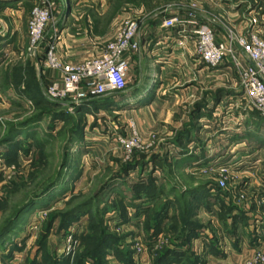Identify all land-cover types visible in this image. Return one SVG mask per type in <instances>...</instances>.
<instances>
[{"label": "rangeland", "instance_id": "374dc122", "mask_svg": "<svg viewBox=\"0 0 264 264\" xmlns=\"http://www.w3.org/2000/svg\"><path fill=\"white\" fill-rule=\"evenodd\" d=\"M49 1L52 8L58 2ZM25 3L12 14L0 12L6 25L19 23L12 37L11 29H0V264H160L168 251L179 264H264V117L251 108L228 58L211 67L191 56V69L220 71L195 78L206 89L199 101L205 119L193 125V137L179 140L172 119L184 111L169 101L124 109L125 93L80 104L48 100L42 51L53 37H45L36 58L29 55L28 23L41 0ZM166 5L184 6L188 16L204 10L215 40L237 55V40L250 32L264 41V0H127L125 10L108 13L102 50L124 21L139 22ZM218 93L225 98L213 106ZM134 134L127 152L121 139ZM149 178L162 194L147 201L135 187ZM166 201L154 235L156 210Z\"/></svg>", "mask_w": 264, "mask_h": 264}, {"label": "crops", "instance_id": "0c3cea01", "mask_svg": "<svg viewBox=\"0 0 264 264\" xmlns=\"http://www.w3.org/2000/svg\"><path fill=\"white\" fill-rule=\"evenodd\" d=\"M28 1L0 0V12H11L12 14L13 11L21 9ZM130 1L138 5L140 3V0ZM209 2L206 1L209 6L218 5L215 1L212 4ZM125 3L127 0H121L116 12H120L119 10ZM122 9L125 10V7ZM187 9L182 5H166L160 9L155 8L147 11L138 22L139 30L135 36L138 49L125 51L122 54L127 62V84L123 93L130 96L122 102L124 109L162 106L169 101L172 109L184 111L182 119H172V123L176 125L174 130H178V132L183 131L181 130L183 122H185L184 124L188 123L186 115L195 102V106L203 108L199 101L205 96L206 89L200 85L199 81L195 82V78H199L200 75L202 79L206 75L214 76L220 71L218 69L207 71L206 68L199 66L191 69V56H195V51L194 44L189 37L194 27L190 22L205 25L210 23V19L202 9L193 12L195 14L191 19L186 14L188 10H191ZM111 10L114 9L110 3H107V0H76V2L75 0H58L52 8V18L45 29V37H53L59 59L64 62L80 63L100 55L103 48L101 46L103 35L109 29L110 17L108 13ZM138 10L141 11V9ZM174 13L178 14L182 23L170 28L163 27L162 21ZM105 14L107 17L104 19ZM7 23L6 25V22L0 20V29L3 30L6 27L11 29L10 37H12L11 35L18 28L19 23L15 19ZM98 31L101 33L100 36L97 34ZM42 74L44 81L48 82L58 76L57 72L49 69H45ZM224 98L218 93V96H213L210 101L215 106ZM198 111L200 113L202 110ZM171 116L177 117L174 113ZM204 117L205 115L202 113L192 123L199 124L205 119ZM189 130L185 136L193 137L194 128L191 127ZM232 255L235 253L231 251L227 257L230 258ZM215 261L223 262L219 258H215Z\"/></svg>", "mask_w": 264, "mask_h": 264}, {"label": "built area", "instance_id": "2783aa9c", "mask_svg": "<svg viewBox=\"0 0 264 264\" xmlns=\"http://www.w3.org/2000/svg\"><path fill=\"white\" fill-rule=\"evenodd\" d=\"M189 16L193 19L194 14ZM51 18L52 4L49 0H41V4L31 11L27 50L34 58L39 55L45 40V29ZM181 23L178 14L174 13L162 21V26L170 28ZM138 30V22L127 19L115 37L106 43L99 56L80 63L59 59L56 43L51 38L42 51V63L46 69L57 72L58 76L47 85L45 96L51 101L70 99L72 103L80 104L93 97L123 91L127 84V62L122 54L138 49L135 41ZM189 37L194 40L196 55L206 65L218 67L228 58L237 71L251 108L264 117V41L254 31L244 38H239L237 44L240 47V56L235 54L234 48L227 43H218L212 29L207 25L193 28ZM136 138L134 134V138L129 140L121 139L125 151H132ZM219 184L223 185L224 181L220 180Z\"/></svg>", "mask_w": 264, "mask_h": 264}, {"label": "trees", "instance_id": "16d2710c", "mask_svg": "<svg viewBox=\"0 0 264 264\" xmlns=\"http://www.w3.org/2000/svg\"><path fill=\"white\" fill-rule=\"evenodd\" d=\"M115 2L113 3V9L112 10V15L115 14V12L119 9V6L121 4V0H114ZM123 1V0H122ZM134 1H139V0H134ZM49 100V99H48ZM86 101H83L81 103H84ZM53 103H59V101H53ZM200 108L199 107H195V111L193 112L192 114V120L194 121V119H197L201 114L199 113V110ZM193 123L191 121H189L188 123L184 124L183 126V131L181 132H178V139L179 140H183L186 136L185 134H188V132L190 131L189 129L191 127H193ZM159 159H155L153 158V168L154 169H160V162L158 161ZM184 162V160L182 161ZM137 166V163L136 164H133V165H130V167H128L129 170H132V169H135V167ZM137 190H141V192L143 193V196L146 198L147 201H150L152 199H157L158 196H160V194H162V189H160L159 186L156 185V181L153 179V178H149V180L145 183H138L135 187ZM186 192V191H185ZM122 201L121 198H119V202ZM164 205H162V209L157 211L158 213H156V216H160L159 217V220H155L154 221V224H153V234H157L159 233L161 230H162V226H161V223H162V219L163 217H165V212L167 211V209L169 208V205H170V202H164L163 203ZM27 204H24V206H26ZM120 206L122 207V209H124V205L122 202H120ZM222 208V207H221ZM21 209V208H20ZM148 209V208H147ZM147 209L145 211H147ZM221 210V209H220ZM219 210V213H218V217L220 219H223L225 220V214L227 212L226 208H222V210L220 211ZM19 212V211H18ZM18 213H16V216H17ZM237 216V215H236ZM174 218V217H172ZM234 224H235V221L237 218L235 217H232ZM11 223L9 222L7 224V227L10 225ZM5 227V228H7ZM5 228L3 230H5ZM160 264H179L181 263L180 261V258L178 257V254L177 253H174V252H171V251H168L162 258H160Z\"/></svg>", "mask_w": 264, "mask_h": 264}, {"label": "water", "instance_id": "95a60500", "mask_svg": "<svg viewBox=\"0 0 264 264\" xmlns=\"http://www.w3.org/2000/svg\"><path fill=\"white\" fill-rule=\"evenodd\" d=\"M124 92V90L123 91H120V92H116L117 94H120V93H123Z\"/></svg>", "mask_w": 264, "mask_h": 264}]
</instances>
